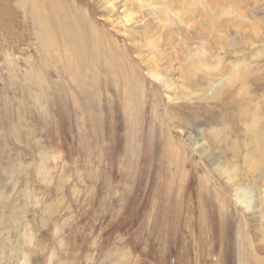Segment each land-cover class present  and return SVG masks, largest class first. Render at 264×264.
I'll use <instances>...</instances> for the list:
<instances>
[{"label": "rangeland", "instance_id": "374dc122", "mask_svg": "<svg viewBox=\"0 0 264 264\" xmlns=\"http://www.w3.org/2000/svg\"><path fill=\"white\" fill-rule=\"evenodd\" d=\"M50 1L0 0V264L19 248L37 264L264 260V219L213 164L238 165L264 190L252 128L264 131V0H128L174 30L158 70L173 91L121 34L132 29L123 13L117 34L96 1L63 0L73 45L55 35ZM96 44L125 71L118 83L86 56Z\"/></svg>", "mask_w": 264, "mask_h": 264}, {"label": "bare ground", "instance_id": "6f19581e", "mask_svg": "<svg viewBox=\"0 0 264 264\" xmlns=\"http://www.w3.org/2000/svg\"><path fill=\"white\" fill-rule=\"evenodd\" d=\"M94 1H96L97 6H99L103 10L104 14L107 16V20L114 27L117 34H120L122 28L126 27V25H124V22H121L122 20L120 17V13L121 14L123 13L124 18L127 20L126 24H128V26H132V29L125 31L124 33H121V34H123V36L129 41V43L131 44L135 54L138 56V58L141 60V62H143L149 66V69L151 71V75L156 79L160 78L162 81H164L165 78L160 76V73L158 70L160 67L165 71L169 70V67H167L165 64L162 63V60H164L165 56H167V58H170V56H169L170 52H168L167 48H170L173 45V42L171 41V39H172L171 37L174 35V30L172 29L170 24H168L169 25V27L167 28L168 31L165 34H163L161 29H159V28L154 29L152 24L150 22H148L147 18L144 15H141L138 18L136 16V13L134 12L133 7L130 6L131 4L129 3L128 0H125L123 2L121 1L119 3H118L119 0H94ZM222 1H226V0H222ZM234 1L237 2L238 0H234ZM240 1H242V0H240ZM50 2H52V4L55 6V9H54L55 11L52 13L54 16L53 18L55 19V21H54L55 22V28H54L55 35H57L58 39H61V41L63 39L66 40V38H68L67 40H69L70 43H72L73 45H78L80 42V37H79L80 35H78V32L76 31L77 28H75L74 25L69 20V16L71 13V12H69L70 11L69 9L71 7H68L67 9L63 8L60 4V2H61L62 4L66 5L65 3H63V0H51ZM231 2L234 3L232 0H231ZM225 3H222V4H225ZM205 4H206V2H205ZM41 5H42V7H44L47 4H45V2H41ZM242 6H244V5H242ZM250 6H251V3H250ZM218 14H220V13H218ZM174 15L176 16V18H178L179 23L184 24V27L188 24L189 21H191L190 17L186 18L183 15L178 14L176 11H174ZM42 18H40V19H42ZM48 18H49V16H48ZM129 23H131V25H129ZM168 25H166V26H168ZM171 25H172V23H171ZM63 27L66 29L67 34L65 32L63 33V29H62ZM223 28L225 29L226 32L228 31V28H226V26H224ZM96 45L98 46V48H97V51L95 53L92 52L89 54V51L87 50L88 47H86V49H84L83 52L85 53V51L87 50L86 56L90 57V59L92 61H95V63H97V65H99L100 67L103 68L102 70L105 72V74H103L102 76L106 77L105 81H108L110 79V80H113L114 82L118 83L119 79L121 78V75H123L125 73V71H121L120 67H119V69H118V67H117V69H115L116 61H115V56H114L113 52L105 51L101 45H99V44H96ZM113 45H115V41L113 42ZM206 45H207V43H206ZM202 48L205 49L204 43H202ZM117 52L119 55V51H117ZM97 57H98V59H97ZM197 57L203 59L204 54L199 52ZM198 62H200V61H198ZM205 62H206V59H205ZM205 64H207V63H205ZM201 65H202V63H201ZM201 65H200V67H203ZM204 68L209 69L210 67L207 65V67L204 66ZM115 70H118V71H115ZM211 70H213V69H211ZM173 71L176 72L175 69H173ZM171 74H169L168 77L171 76ZM194 78H196V77H194ZM194 78L192 76L190 79L191 85L194 82L193 81ZM201 78L203 79V77H201ZM174 79H175V77L173 75V77L167 78V80L164 81L165 86L170 91H173L176 87ZM198 81H197V84L200 82V81L199 82ZM203 81H204V79L202 80V82ZM194 83H196V82H194ZM204 84H205V82H204ZM184 93L186 95L189 94L187 91H184ZM193 93H195V92H193ZM189 96H191V95H189ZM190 98H192V96ZM252 128H253L256 136H257L258 141L262 142L263 137H264V131H262V129H260L258 127V125L255 123H254ZM214 130H216V129H214ZM215 132L218 135V136L216 135L218 137V139H220V134H219L220 132L219 133L217 131H215ZM191 134H192L191 132H190V134H188L189 137H191ZM203 146L205 147L206 144H203ZM230 148H232V147H230ZM236 155L238 156L239 160H242V159L244 160V156L241 157V154L237 150H236ZM212 157H214V156H212ZM222 159L223 158L216 159L213 162V164H215V166H217V172L218 173H224V175L227 176L226 180L232 186L233 191H234V196L237 198L236 200H238L237 202H239L240 205H242L247 212H255L256 211L255 214H258L261 219H264V190L262 188H260L259 186H257V184H258L257 181L251 180L249 178V176L245 174L246 172L242 171V169L238 165H236L237 162H239V161L236 160L237 161L236 164H233L234 166L236 165L235 167L228 164V167L232 168V171H231L228 167L223 166L224 162L222 161ZM245 160H247V159L245 158ZM254 162H255V160H254ZM252 165H253V163H252ZM222 167L224 169H222ZM252 170H253V168H252ZM258 170H256V171H258ZM252 177H253V175H252ZM257 178H255V179H257ZM249 179H250V181L248 183L246 180H249ZM18 228L20 229V225L18 226ZM20 231L18 232L19 237L22 236V233H23L22 231L21 232ZM21 243L22 242H20V244ZM63 245H64V243H63ZM73 245H72V247H73ZM22 251H23V249L19 248V250L16 252V255H15L16 260L13 264H37L36 262L29 260V258H25L27 256L23 255ZM258 263L264 264V260H261V261L259 260Z\"/></svg>", "mask_w": 264, "mask_h": 264}]
</instances>
